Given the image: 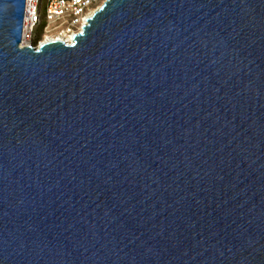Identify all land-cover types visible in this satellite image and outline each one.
<instances>
[{
	"label": "water",
	"instance_id": "water-1",
	"mask_svg": "<svg viewBox=\"0 0 264 264\" xmlns=\"http://www.w3.org/2000/svg\"><path fill=\"white\" fill-rule=\"evenodd\" d=\"M0 0V264H264V0H104L21 45Z\"/></svg>",
	"mask_w": 264,
	"mask_h": 264
},
{
	"label": "built area",
	"instance_id": "built-area-1",
	"mask_svg": "<svg viewBox=\"0 0 264 264\" xmlns=\"http://www.w3.org/2000/svg\"><path fill=\"white\" fill-rule=\"evenodd\" d=\"M42 1H25L22 40L27 41L26 46L35 47L45 38L64 41L67 35L81 30L88 15L104 0H45L41 14Z\"/></svg>",
	"mask_w": 264,
	"mask_h": 264
},
{
	"label": "bare ground",
	"instance_id": "bare-ground-1",
	"mask_svg": "<svg viewBox=\"0 0 264 264\" xmlns=\"http://www.w3.org/2000/svg\"><path fill=\"white\" fill-rule=\"evenodd\" d=\"M95 10H96V9H95ZM95 10H93V11L88 15V17H90V16L94 13ZM72 36H73V34L67 35L66 38H65V39H62V40L66 41L67 44H70V43L72 42ZM51 40H54V38H45V39L39 41V42L36 44V46H38V45H40V44H42V43H44V42L51 41ZM58 40H59V39H58ZM26 43H27V41H25L24 39L21 41V45H23V46L26 45Z\"/></svg>",
	"mask_w": 264,
	"mask_h": 264
},
{
	"label": "rangeland",
	"instance_id": "rangeland-1",
	"mask_svg": "<svg viewBox=\"0 0 264 264\" xmlns=\"http://www.w3.org/2000/svg\"><path fill=\"white\" fill-rule=\"evenodd\" d=\"M103 2V1H102ZM44 5H45V0L42 1V5H41V14L43 13L44 11ZM40 30H37V33H39Z\"/></svg>",
	"mask_w": 264,
	"mask_h": 264
}]
</instances>
